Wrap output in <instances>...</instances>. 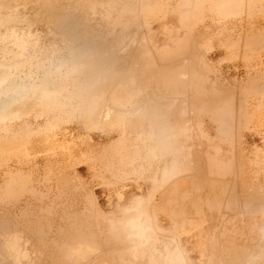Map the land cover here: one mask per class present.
Masks as SVG:
<instances>
[{
	"label": "rangeland",
	"instance_id": "1",
	"mask_svg": "<svg viewBox=\"0 0 264 264\" xmlns=\"http://www.w3.org/2000/svg\"><path fill=\"white\" fill-rule=\"evenodd\" d=\"M0 264H264V0H0Z\"/></svg>",
	"mask_w": 264,
	"mask_h": 264
},
{
	"label": "bare ground",
	"instance_id": "2",
	"mask_svg": "<svg viewBox=\"0 0 264 264\" xmlns=\"http://www.w3.org/2000/svg\"><path fill=\"white\" fill-rule=\"evenodd\" d=\"M38 100V99H37Z\"/></svg>",
	"mask_w": 264,
	"mask_h": 264
}]
</instances>
